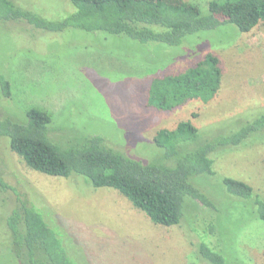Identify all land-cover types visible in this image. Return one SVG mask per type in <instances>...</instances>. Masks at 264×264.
<instances>
[{
  "label": "rangeland",
  "instance_id": "1",
  "mask_svg": "<svg viewBox=\"0 0 264 264\" xmlns=\"http://www.w3.org/2000/svg\"><path fill=\"white\" fill-rule=\"evenodd\" d=\"M13 1L49 20L74 11L70 0ZM184 1L208 14L212 0ZM184 43L187 56L178 57L180 50L162 51L161 44L0 23V76L12 85L11 97L0 99V117L23 121L28 109L39 108L54 116L53 140L100 136L113 150L147 162L163 161L164 152L154 144L161 129L191 120L201 139L213 140L264 113V22L249 33L232 24L220 26ZM207 53L220 59L223 72L221 88L209 103L192 100L167 112L147 106L153 75L184 72ZM245 145L213 153L216 174L190 179L215 207L185 197L180 224L166 227L115 189H96L79 175L51 177L31 170L12 152L8 138L0 139V177L17 189L0 198V264L16 262L3 228L26 194L60 218L71 234L68 255L77 264H211L199 254L206 242L228 263L264 264V222L255 216L254 201L264 200V131ZM225 178L246 182L253 198L230 194ZM7 191L0 183V194Z\"/></svg>",
  "mask_w": 264,
  "mask_h": 264
},
{
  "label": "trees",
  "instance_id": "2",
  "mask_svg": "<svg viewBox=\"0 0 264 264\" xmlns=\"http://www.w3.org/2000/svg\"><path fill=\"white\" fill-rule=\"evenodd\" d=\"M70 3L73 12L60 20H49L13 0H0V23L21 21L52 33L79 30L143 45L161 44L166 46L162 51L180 50L178 57H184L187 55L183 41L188 36L228 24L235 25L241 33H249L264 22V0H212L208 14L184 0H70ZM222 79L220 59L207 53L184 72L153 75L147 106L167 112L192 100L209 103L219 92ZM0 91V99L12 95L11 82L5 76H0ZM53 123L52 113L34 107L26 111L23 121L3 116L0 139L8 138L12 152L31 170L51 177L79 175L96 189H115L155 224L171 227L179 225L183 218L185 197L215 207L190 179L216 174L213 153L234 149L245 145L251 137L260 136L264 131V113L238 131L213 140L201 139V130L191 120L180 122L174 129H161L154 144L164 152L163 161L147 162L113 150L100 136H86L76 142L55 141L51 138ZM0 183L8 189L4 197L0 194L1 199H8L17 190L6 185L1 177ZM223 183L234 196L245 199L254 196V189L246 182L225 178ZM26 197L29 198L27 194ZM27 198L16 201L3 228L16 260L14 264H77L68 255L71 234L60 218L50 208H39ZM254 201L255 216L264 222V200ZM210 230L212 234L214 228ZM213 249L203 243L199 249L201 260L232 264Z\"/></svg>",
  "mask_w": 264,
  "mask_h": 264
}]
</instances>
